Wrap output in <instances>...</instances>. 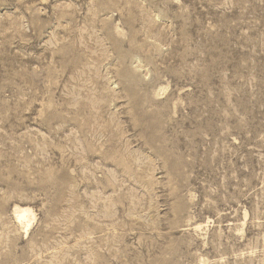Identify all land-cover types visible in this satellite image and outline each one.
<instances>
[{"label":"rangeland","instance_id":"rangeland-1","mask_svg":"<svg viewBox=\"0 0 264 264\" xmlns=\"http://www.w3.org/2000/svg\"><path fill=\"white\" fill-rule=\"evenodd\" d=\"M0 264H264V0H0Z\"/></svg>","mask_w":264,"mask_h":264},{"label":"bare ground","instance_id":"bare-ground-1","mask_svg":"<svg viewBox=\"0 0 264 264\" xmlns=\"http://www.w3.org/2000/svg\"><path fill=\"white\" fill-rule=\"evenodd\" d=\"M14 216L18 224L21 225L25 229V232L27 234L29 229L32 226L33 220L35 219V216L32 210L29 207L21 208L19 206H16L14 208ZM200 227L201 225L197 226L198 229H200Z\"/></svg>","mask_w":264,"mask_h":264}]
</instances>
